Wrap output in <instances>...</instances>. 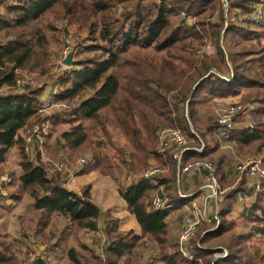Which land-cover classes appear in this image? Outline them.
<instances>
[{
	"label": "trees",
	"instance_id": "trees-1",
	"mask_svg": "<svg viewBox=\"0 0 264 264\" xmlns=\"http://www.w3.org/2000/svg\"><path fill=\"white\" fill-rule=\"evenodd\" d=\"M8 1L5 10L6 16L8 13L13 16L12 26L2 19L4 16H0V25L19 31L12 34L11 40L0 44V87L15 84L16 70L36 66L32 64V42L39 32L31 24L38 22L57 4L68 6L67 0ZM73 1L79 3L78 13H84L87 19L93 18L89 29H96V39L101 42L97 49L104 57L77 61L74 55V68L63 74V84L69 86L54 99L75 102L71 111L79 122L61 138L67 150H78L88 142L86 123L98 133L103 130L106 137L103 144L94 148L92 168L103 175L116 170L113 163L130 173H140L151 158L169 168V176L157 183L164 187L166 210L147 211L145 201L154 188L148 180L119 186L120 195L143 232L162 247L165 245L163 237L168 209L180 208L181 199L175 188L176 159L173 154H159L156 150L157 133L161 128L179 129L194 140L197 148L201 141L205 143L201 153L185 152L182 165L207 160L213 164L216 175L223 177V168L230 156L229 152L228 156L219 152L218 144L223 142H230L232 147L235 145L238 156L258 157L264 163V18L256 20L253 17L258 0H226V11L222 0ZM114 3L118 7L123 5L118 15L111 12V4L115 10ZM67 10L75 12L70 7ZM234 10L243 16L242 21L237 16L233 19ZM207 45L214 49L213 54L203 51ZM149 50L154 55L137 54V51L146 53ZM125 56L127 58L123 59ZM43 91L44 87H37L24 93L8 91L0 95V158L19 146L22 150L19 190L33 200L34 209L67 217L79 230L95 231L100 211L89 201L88 192L84 191L81 197L69 191L62 186L59 175L45 179L44 168L29 160L23 140L18 137L19 131L37 115ZM229 97H239L240 103L250 105L253 126L238 127L228 140L220 142L215 138L218 144H208L207 139H213L215 123L209 119L200 121L199 112ZM110 129L122 136L123 143L111 137ZM193 132H197L202 140L197 141ZM126 149L131 151L130 162L125 159ZM111 176L114 178L115 175ZM220 181H224V177ZM247 189L242 184L228 191L224 198L235 200L242 192L251 195L250 187ZM16 197L14 200L20 201L23 196ZM250 208L254 211L243 217L250 223L248 232H234L236 223L226 219L219 221L217 227L212 223L202 231L198 242L189 241L187 250L191 260L183 257L177 243L179 254L168 256V264H177V257L185 264H198L202 258L221 253L220 248L226 249L227 255L221 260H213V264H264L261 247L264 242L249 243L253 235L264 238V187ZM227 214L228 210H218V220ZM112 233V229L109 230L111 241L105 264H121V261L124 264V258L132 253L131 241L134 239L126 241L127 235ZM210 240L217 243L204 248ZM1 251L6 255H0V264H10L13 256L10 246ZM68 253L73 264H80L74 250Z\"/></svg>",
	"mask_w": 264,
	"mask_h": 264
},
{
	"label": "rangeland",
	"instance_id": "rangeland-1",
	"mask_svg": "<svg viewBox=\"0 0 264 264\" xmlns=\"http://www.w3.org/2000/svg\"><path fill=\"white\" fill-rule=\"evenodd\" d=\"M67 1H68L67 7L75 9V12L70 13L67 10L66 6H63L62 4H57L51 11L43 15L38 22H34L31 24V26L36 27L37 29L35 30H38L39 32L37 39L32 42L34 45V56H33L32 64H36V66L34 69L28 68L25 70H19V69L16 70L15 84L12 86L9 85L1 86L0 95L6 94L8 91L14 93H24V92H28V90H32L37 87H41V88L44 87V91L41 95L43 96L44 94L48 93L54 85L58 93L63 88L68 87L69 84H63V80L65 79V76L61 74V72L59 71V57L62 50L63 41L67 38L70 39L73 45L79 46V51L78 53L75 54V59L77 61L97 60L101 58V56L104 57V55L97 49V46L100 45L101 42L100 40L96 39L97 38L96 29L93 30L89 29V24L90 22H92L93 18L90 17L89 19H87L84 13L77 12L79 10L78 7L79 3L77 1H73V0H67ZM8 2H9L8 0H4V2H1L0 0V16H4L2 17V19L8 22L9 24H11L10 26H12L11 19L13 16L10 13H8L9 15L6 16L5 6L8 4ZM114 4H115V10H114V5L111 4L113 8L111 12L118 15V12L121 11L122 9L121 6L123 5H120L118 7L116 3ZM226 10L227 8L225 7V11ZM215 15L216 13H214L213 17ZM18 31L19 30L7 29L0 25V44H5L7 40H11L12 34ZM203 51L206 52L207 54H209L210 52H211L210 54H213L214 49L211 46L207 45L205 48H203ZM139 52L137 51V54L140 56L142 55L145 56L147 54L150 57L152 56V54L154 55V52L151 50L146 51V53L143 51H139ZM127 56H125L123 59H126ZM16 81H19L20 85H17ZM47 87L50 88L47 89ZM244 95L245 94H242V97H244ZM65 101L68 104V109L66 111L47 110L43 112H37V115L34 118H32L26 126V127H30L33 124L41 121L42 119H47L49 122L50 131L47 134V136L44 138L43 149L45 153L43 159H41L40 155L37 152H34L31 156H27L29 160L38 163L43 168L45 167V164L47 162L46 160H50L53 162H67L68 164L70 163L73 164L75 160L82 158L84 156H90L92 157L93 160H95L93 157L94 148H97L98 146L103 144V140L106 137L105 132L103 130L101 133H98L96 129L91 130L89 128V123L88 124L86 123L85 128L88 136L87 144L78 150H67L66 145L63 139L61 138V136L65 132H71L72 127L76 126L79 121L76 119V117L72 115V111H71L75 105V102H70L67 100ZM227 103L224 105H227ZM236 104L243 105V103L240 102H236L230 105H236ZM213 106H217V103L214 104ZM243 106H246L247 108H249L248 110H250L248 104H245ZM211 107L207 108L208 111L209 110L211 111L210 109ZM209 116L211 117L210 113ZM109 133L111 134V137L116 141L121 140L120 135L116 130L110 129ZM193 134L196 137L197 141L201 139V137H199L197 132H193ZM19 138H21V136ZM208 142L213 143V139L208 138L207 143ZM228 143L230 142H223V144L221 143L219 144L220 152L226 153V155L228 154L227 152H229L230 154L229 158L230 157L233 158L231 159L232 160L231 164L235 165V163L237 162L235 165L237 171L239 166L238 161H251L254 159H258V157H254V156L253 157L238 156L235 150L236 149L235 145H233L232 147V145ZM188 146L195 147L196 144L194 143V140L191 143H189ZM156 150L158 151L159 154L160 153L163 154V152H160L158 149ZM99 158L100 157L97 156V159ZM21 159H22V150L19 149V146L18 148L14 147L10 149L2 158H0V179L5 174L9 175L11 179L10 183L8 184H2L0 182V206H21L19 210L22 209L23 212L22 206H32V201L30 197L25 196L28 194L23 193L22 191L19 190L21 189L18 182V178L21 174V169H20ZM113 164H114L113 168H116L118 171L119 165H117V163H113ZM93 165L94 162L92 161V163L85 166V168H92L94 167ZM150 166H156L162 169L163 171L166 169L158 162H155L151 164H146L142 170V173ZM168 172H169V168L167 167V171L162 176L155 178L153 181L159 183L160 180L165 179L169 176ZM238 172L240 173V171ZM244 175L241 176V178L237 181V183H234L233 181L229 182L228 180L226 182L219 183L220 189L222 191V195L217 201V206H218L217 215H218V210L220 211H222L223 209L228 210V214L224 217L221 215V219H219V221L226 219L235 222L236 228L234 229V232H240V231L248 232L250 230L249 229L250 223L246 222V219H244L243 217H246V215H248V212L254 211L253 209L250 208V205L237 203L238 204L237 206L235 200L233 199L228 200L224 198L228 191L240 187L242 186V184L244 186L246 185L247 180L246 181L244 180ZM122 176H123V172L118 175L117 180H119V186L120 185L126 186V184L123 183ZM128 177L133 179H138L139 175L130 174L126 176V178ZM181 181H183L182 175L180 176V182ZM182 184L183 182H181L179 186L181 187L180 192L183 194L184 191L182 188ZM21 196L23 197L21 198L22 200H20V202L19 199L18 200L15 199L9 203L7 202V198H14V197L20 198ZM258 206H262V205L258 204ZM240 208H242V210ZM243 211L247 212V214L243 215ZM8 213L9 212L7 209L0 207V242L2 243V244L0 243V255L4 254L1 250H4L5 246L7 247L10 246L13 255L11 257L10 264H30L31 258L28 257V255H30V250H29L30 247H27L30 244L22 240L24 239L22 231L20 232V235H18L17 229L12 228L11 226L12 222H10L7 219ZM172 218H173V223H172L173 227H177V224L179 222H182L183 215L182 213H180V211H177L176 214L172 216ZM8 227L10 230L8 229ZM203 230H206V226L199 230V232L193 238L195 241L192 242L196 243V241L198 242V240L202 238ZM23 232L25 231L23 230ZM172 234L173 233L171 226V228L168 227V230H166V234L163 237L165 245L162 247H157V251L155 254L152 253V255H150L148 251L149 257L145 255L144 258H140L138 257V254L135 253V249L140 248L141 246L147 248L148 242L154 243L155 242L154 239L147 237L146 239H143L141 241H137V240L134 241L133 233H125V235H127L126 241L133 240L131 241L133 242L132 243L133 248H132V253L127 255V259L124 258V262H125L124 264H168V260H169L168 256L170 255L176 256V254L177 255L179 254L176 243L177 240L172 239L173 238ZM251 240L252 241H250L249 243H252L256 240L257 241L261 240L260 241L261 243L264 242L263 241L264 238H260L255 235H253ZM109 241H111V239H109ZM216 243H217L216 241L210 240L208 241V243L205 245L204 248L212 246L213 244ZM261 247L264 249V243ZM220 249H222L221 253H216L213 256L207 257L205 259L202 258L201 262L200 263L197 262V263L205 264V262L207 261L208 264H213L214 263L213 260L215 259L221 260L225 258L226 257L225 253L227 255V250L224 248H220ZM105 262L104 263L100 262V263L105 264ZM122 262L123 261H121V264ZM176 262L177 264H185L182 261H180L179 257H177Z\"/></svg>",
	"mask_w": 264,
	"mask_h": 264
},
{
	"label": "crops",
	"instance_id": "crops-1",
	"mask_svg": "<svg viewBox=\"0 0 264 264\" xmlns=\"http://www.w3.org/2000/svg\"><path fill=\"white\" fill-rule=\"evenodd\" d=\"M261 9L264 18V0H258L256 3ZM238 17L243 20V16L239 13L238 10H234L233 12V19L234 17ZM254 17V16H253ZM192 23V22H190ZM211 53V52H210ZM209 53V54H210ZM73 63V60H72ZM74 68L71 64V69ZM50 87H47L49 89ZM54 94V97L58 94V91L55 88V85L51 88V90L40 97L41 101L48 95ZM223 102H228V104L240 102L239 97H229L225 100H219L217 102V106L211 107V111L209 110H202L199 112L200 121H206L207 119L213 120L214 111L216 108L220 106H224ZM39 103V105H40ZM250 107V105H249ZM251 109V107H250ZM211 114V117L209 116ZM241 127V126H239ZM50 131V130H49ZM213 134V131H212ZM18 137L19 134H18ZM213 137V144H218V141ZM119 143H123L122 136L120 137ZM187 138V137H186ZM188 145L192 142V139L187 138ZM201 141V140H199ZM201 143H203L201 141ZM210 142H208L209 144ZM220 144V143H219ZM218 146L220 147V145ZM205 146V143H203ZM191 147V146H189ZM220 152V148H219ZM131 153L130 149L125 150V159L127 162H130L129 154ZM39 154V153H38ZM169 154V153H168ZM218 154L215 153L213 156ZM170 155V154H169ZM90 158V163L94 160L90 156H85ZM232 157L228 159L224 168H223V177L224 181L222 180L223 177H220L217 174L218 184L220 182H229L237 183V181L241 178L243 172H238L236 170V163L235 165L231 164ZM78 160V159H77ZM77 160L73 164H68L69 168L72 170L74 174V183L71 186H66L62 184L66 189L69 191L81 196L84 191H87L89 194V201L96 205L100 211V217L97 220V228L95 231H88L84 229H77L75 225L67 218L58 214L53 213H46L42 211H36L33 206H22V209L19 210L21 206H0L8 210L7 219L12 222V228L17 229L18 235L22 231L24 239L23 241L29 243L27 247H30V264H73L69 258V251L74 250L78 254V260L80 264H101L106 261L107 256H105L104 260L97 256L96 254V246L99 243V239L102 235H104L106 243H105V255L107 254V249L110 244L109 241V230L112 229L113 233L116 234H125V233H133L134 241L137 238V241H141L146 239L148 235H146L143 230L141 229L140 225L137 223L135 216L130 213L126 201L119 193V180L118 175L123 172L122 180L126 186L120 185L121 187H127L129 185L136 184L141 180H148L150 184L153 185V189L149 193L148 198L145 201V206L147 211H153L149 206V198L153 191L159 188V184L154 179H143L140 177L142 171L137 173L139 175L138 179L133 178H126L127 175L133 174L128 172L126 169L122 168L121 165L117 169L112 172L114 174V178L110 175H103L98 170H94L92 168H78L76 165ZM238 161V160H237ZM157 162L156 159L151 158L147 161L146 164H151ZM240 164L243 161H238ZM88 164V165H89ZM87 166V165H86ZM166 169L160 175L162 176L166 171L167 167L164 166ZM176 174H177V167H176ZM204 172H188L182 174L183 184L182 188L184 193L180 192L181 187L179 184L181 183L180 180L177 181V176H175V188L178 197L181 199V206L180 208H169L168 215L165 219L166 223V230L168 227L171 228L172 226V239H176V243H178V236L180 234V230L183 224L184 217L189 213V210L193 204H195L200 212L205 213L206 215H210L212 212V205L206 201L205 194L201 190V187L204 183ZM159 177V176H158ZM244 180L247 182L245 187L246 189L250 187V179L244 175ZM164 197L167 201V197L165 195L164 187L161 185ZM248 190V189H247ZM238 194H241L247 200H239ZM236 195V205L238 204H246L251 205L255 201V198L250 197V194L247 195L245 192L238 193ZM181 195L185 196V198L181 197ZM28 196V195H25ZM24 196V197H25ZM29 197V196H28ZM82 197V196H81ZM14 198H7V202L13 201ZM22 200V199H21ZM20 202V201H19ZM238 203V204H237ZM176 206V204H175ZM217 206V205H216ZM218 209V206H217ZM242 210V208H240ZM177 211H180L183 215L182 222L177 224V227H173V218L174 214ZM247 212L243 211V215H246ZM22 222V223H21ZM209 226L206 224H202V226ZM9 229V227H8ZM198 229V230H199ZM10 230V229H9ZM23 230L25 232H23ZM14 234V233H13ZM26 237V238H25ZM150 238V237H149ZM141 243V242H139ZM188 245V244H187ZM157 243H150L148 242V247L145 248L144 246L135 249V253L138 254V257L144 258L145 255L148 256V251L150 255L155 254L157 251ZM149 257V256H148ZM101 262V263H100Z\"/></svg>",
	"mask_w": 264,
	"mask_h": 264
},
{
	"label": "built area",
	"instance_id": "built-area-1",
	"mask_svg": "<svg viewBox=\"0 0 264 264\" xmlns=\"http://www.w3.org/2000/svg\"><path fill=\"white\" fill-rule=\"evenodd\" d=\"M254 17L259 20L262 17V11L257 5L254 11ZM79 46L72 44L69 38L63 41L62 50L59 57V71L61 74H67L71 70V65L66 66L64 60L70 54L71 59L74 60V55L78 53ZM73 64V63H72ZM20 85V82H16ZM68 108L66 102L56 101L54 94L46 96L38 107V112L47 110L63 111ZM249 108L241 104L236 105H224L215 109L213 122L215 127L213 129L214 137L220 142L228 140L235 129L239 126L252 128L253 123L250 118ZM49 122L47 119L33 124L30 127H24L19 131V135L24 143L25 154L31 156L34 152L39 153L41 159L44 157V138L49 133ZM158 145L157 149L160 152H168L173 154L177 163V181L180 180L182 174L192 172H204V183L201 190L205 194V199L212 205V212L210 215H206L200 212L195 204H193L189 210V213L184 217L183 224L178 236V247L180 253L187 260H191L192 256L187 250V244L192 240L199 227L202 224L210 225L215 223V227L219 225L217 216V201L222 195V191L218 184L217 175L214 171L213 164L207 160H196L188 165H182V155L190 150L201 153L204 149L203 143L198 148H191L188 146V140L178 129L172 127L161 128L157 133ZM44 167L45 179L51 180L54 176L59 175L64 185L71 186L74 183V174L69 168L67 162H53L46 160ZM90 158L82 157L76 162L78 168H83L90 163ZM238 170L245 172L246 176L250 179V197L255 198L257 194L262 192L264 187V163L259 159L251 161H243L239 164ZM164 171L156 166L148 167L140 177L143 179H154L160 176ZM11 179L9 175L5 174L1 177L0 182L2 184L10 183ZM185 198V196L181 195ZM239 200H247L246 198L238 194ZM149 206L153 211H162L168 208L167 201L164 197L161 186L153 191L149 198ZM105 237L102 235L99 239V243L96 246V254L98 257L104 260L105 258ZM226 256V253H225Z\"/></svg>",
	"mask_w": 264,
	"mask_h": 264
},
{
	"label": "water",
	"instance_id": "water-1",
	"mask_svg": "<svg viewBox=\"0 0 264 264\" xmlns=\"http://www.w3.org/2000/svg\"><path fill=\"white\" fill-rule=\"evenodd\" d=\"M222 1H223L224 6L226 7L227 1H226V0H222ZM64 64H65L66 66H70V65L72 64V59H71V55H70V54H69V55L67 56V58L64 60ZM194 89H195V87L193 88V90H192V92H191V94H190V97H191V95L193 94Z\"/></svg>",
	"mask_w": 264,
	"mask_h": 264
}]
</instances>
